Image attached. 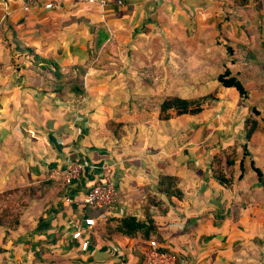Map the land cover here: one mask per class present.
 Wrapping results in <instances>:
<instances>
[{"label":"crops","instance_id":"crops-1","mask_svg":"<svg viewBox=\"0 0 264 264\" xmlns=\"http://www.w3.org/2000/svg\"><path fill=\"white\" fill-rule=\"evenodd\" d=\"M109 1L102 8L87 0H35L25 12L20 0H0V192L33 174L59 181L52 172L73 161L84 166L63 201L56 197L59 201L41 211L39 203H32L18 230L6 234L0 229V259L32 264L45 246L63 264H121L139 259L155 239L182 264H242L240 244L259 236L263 224L264 189L250 163L263 172L264 167L256 157H245L239 178L242 155L232 167L221 153L216 155L222 158L220 166L215 157L183 155L176 119L159 117L162 101L151 105L159 90L150 86L143 69L182 64L167 56L168 49L196 50L200 35L214 38L220 26H229V34H243L238 16L244 8L253 13L260 2L264 13V0ZM47 3L55 7L46 9ZM13 33L44 58L56 59L61 52L60 66L85 63L90 48L99 54L109 48L116 56L108 68L88 71L85 95L75 100L41 85L31 57L13 49ZM195 58L191 53L185 62ZM195 143L189 141V151ZM106 165L116 203L104 220L94 217L96 225L88 229L82 222L94 210L83 209L82 200ZM216 165L228 186L218 182ZM165 177L176 179L181 198L160 192ZM155 195L168 203L163 210L155 206ZM127 216L152 219L149 239L142 232L128 236L119 231L120 219ZM77 229L90 241L85 252L71 237Z\"/></svg>","mask_w":264,"mask_h":264},{"label":"rangeland","instance_id":"rangeland-1","mask_svg":"<svg viewBox=\"0 0 264 264\" xmlns=\"http://www.w3.org/2000/svg\"><path fill=\"white\" fill-rule=\"evenodd\" d=\"M226 30H230V27L220 26L214 38L207 34L200 35L196 50L170 51L168 49L167 56L176 58L182 64L177 63L165 67L150 66L143 69V74L147 77L150 86L159 90L157 96H151L150 103L156 107L165 98L179 97L197 101L201 105L202 111L197 115H177L175 110H170L167 114L168 117L176 119L175 131L177 133L175 134L182 141L183 155L193 153L205 158H217L216 155L221 153L224 157L236 158L242 155L243 145L246 143L247 161L251 156H254L256 164L264 167V48L253 27L249 26L248 33L249 31L250 33L245 35L246 38H244V34L240 35L236 32L232 35ZM12 36L13 42L18 41L15 33ZM260 39H264V32L260 34ZM17 41L15 44H21V46H12L17 53H27L21 52L22 49L34 50L32 47H27L24 41ZM229 47L233 48V54H229ZM248 47L258 59L256 61L261 64H254V58L246 61ZM92 50L91 56L94 55V52H98L94 48ZM60 53L56 55L55 61L59 59ZM191 53L196 58L191 63L185 62L186 57H190ZM91 56L89 58L88 54L87 60L91 61ZM87 60L83 64L60 67L67 69L70 66L84 65L88 62ZM57 64L59 63L57 62ZM225 67H228L232 75L244 85L247 92L246 98L241 99L235 89L224 88L217 81L218 75L223 73ZM160 73H164L165 76H159ZM73 99H75L74 96ZM165 115L160 116L159 114V117L165 119ZM253 121L257 123L256 130L251 139L246 141V132L252 127ZM190 140L196 141L192 152L189 151ZM42 175V180L34 177L32 179L31 176H28L20 180L19 184L7 183L0 192V229H3L6 234L18 230L21 217L25 212L31 211L32 203H39L37 210L41 211L50 203L59 201L56 197L60 200L63 197L66 198L65 188L61 181L47 179L48 175ZM50 188H54V190L49 194ZM158 197V195L154 196L156 200L154 204L158 210H163L167 202L158 199ZM262 210L263 224L258 233L259 236L248 242H243L239 246L245 252L244 260L240 262L242 264H264V209ZM59 240L60 236L55 238L52 243L57 244ZM42 249V253L38 252L33 256L32 264L34 262L63 264L49 255L54 250L53 248L44 246ZM4 258L5 256H3ZM58 259L63 258L59 256ZM6 261L10 264L20 263H17L13 258L6 259ZM56 261L58 263H55ZM0 264L8 263H5L1 258Z\"/></svg>","mask_w":264,"mask_h":264},{"label":"trees","instance_id":"trees-1","mask_svg":"<svg viewBox=\"0 0 264 264\" xmlns=\"http://www.w3.org/2000/svg\"><path fill=\"white\" fill-rule=\"evenodd\" d=\"M262 8V2H260L257 7L253 8V13L249 12V9L244 8L243 13H240V15L238 16V20L240 22V27L243 30L244 38H246V34L248 35L250 33V31L248 33L249 26L253 27V30L257 31L259 35V40H261V45L264 48V39H260V34L264 32V13H260V10H262ZM247 49L248 58H246V61L250 60V58H254V64H261V62L256 61L257 58L255 54L253 55V52L250 51L251 49H249V47ZM20 51L27 52L28 55L31 57V68L35 73H37L41 77V85L48 86L53 93L72 94L76 99H81L85 95L84 78L88 73L89 69L108 68V65L111 63V60H113V58L116 56V54L111 52V49L106 48L100 54L98 52H94L93 57L91 56L93 50L90 48L88 54L89 58L90 56L92 57L91 61L88 59V62L84 65L70 66L67 69H62L60 65L57 64L55 59L44 58L38 55L33 49H22ZM228 52L229 54H233V48L229 47ZM217 81L224 88L235 89L241 99L246 98L247 92L245 90L244 85L232 75L231 70L228 67H225L223 73L218 75ZM170 110H175L177 115H197L202 111V107L197 101H190L179 97H168L165 98L160 104L159 114L160 116L166 114L165 118L168 119L167 114H169L168 112ZM256 125V121H253L252 127H250L249 130L246 132V141H249L251 139V136L256 130ZM246 151L247 144L245 143L243 145L242 159L239 163V169L241 172L239 178L243 177V159L248 155ZM221 156L223 157V155ZM218 159L222 160V158ZM235 159L236 158L233 157L227 158L226 156L225 164L227 165V167H232L235 163ZM220 160H217L218 163ZM250 165L257 176L258 182L264 189V172L259 167H256L253 161H251ZM219 166L216 165L214 170V172H217L219 174L217 175V180L218 182H220L221 185L228 186L229 180L222 176V168H220ZM175 181L176 179L174 177H165L161 180L160 192H165L167 198L182 197L181 192L174 189ZM101 212L102 210H94L92 211L93 214H86L85 216H90L94 218L97 217ZM152 224L153 221L150 217H147L144 221H138L136 217L127 216L120 219L118 229L120 232L128 236H133L137 232H142L144 234V237L146 239H149V235L154 232V227Z\"/></svg>","mask_w":264,"mask_h":264},{"label":"built area","instance_id":"built-area-1","mask_svg":"<svg viewBox=\"0 0 264 264\" xmlns=\"http://www.w3.org/2000/svg\"><path fill=\"white\" fill-rule=\"evenodd\" d=\"M35 0H20L22 10L27 12L33 6ZM90 4H98L100 7H105L109 4V0H87ZM118 4H122L119 0ZM53 3H47L46 9H53ZM84 166L79 162H71L65 170H55L52 172V177L61 181V184L68 192L73 182L79 179ZM103 176L95 181L88 189L82 200L83 209L102 210L97 216V220L105 219L108 211H110L116 203L117 189L114 181L111 179V169L109 166L102 168ZM69 201V200H68ZM83 226L92 229L96 225V219L86 217ZM72 239L78 243L79 249L82 252L87 251L90 241L83 236V230L77 229L71 235ZM121 264H182L178 256L170 250L165 249L155 239L150 240L147 249L142 256L137 260H125Z\"/></svg>","mask_w":264,"mask_h":264}]
</instances>
